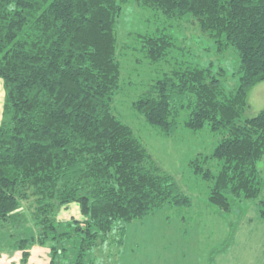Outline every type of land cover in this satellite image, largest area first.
Segmentation results:
<instances>
[{"label": "trees", "instance_id": "1", "mask_svg": "<svg viewBox=\"0 0 264 264\" xmlns=\"http://www.w3.org/2000/svg\"><path fill=\"white\" fill-rule=\"evenodd\" d=\"M131 1L171 22L194 18L219 53L233 48L241 62L239 83L228 90L223 67L175 57L134 108L167 136L181 121L219 136L204 159L217 163V173L199 158L190 164L224 213L264 189V109L244 118L250 90L264 82V0H0V234L17 227L30 201L39 233L17 241L24 261L38 243L50 245V264L70 256L69 264H93L88 253L126 224L167 206H192L113 111L123 81L119 22ZM167 34L138 35V50L152 64H171L179 50ZM71 204L82 219L63 223L60 211ZM258 204L264 220V200Z\"/></svg>", "mask_w": 264, "mask_h": 264}, {"label": "rangeland", "instance_id": "2", "mask_svg": "<svg viewBox=\"0 0 264 264\" xmlns=\"http://www.w3.org/2000/svg\"><path fill=\"white\" fill-rule=\"evenodd\" d=\"M169 23H173L171 28ZM161 30L171 35L179 47L172 54L171 64H152L138 50L142 45L139 34H155ZM118 46L123 81L113 100V111L132 128L157 165L174 178L179 190L190 197L192 206L184 209L167 206L142 221L126 224L124 233L116 230L106 243L91 250L88 258L93 264H264V220L258 204L259 200H264V189L258 200L234 202L233 210L224 213L209 202L211 184L201 179L190 164L199 158L204 167H211L217 173V163L207 164L204 159L213 153L219 136L209 127L192 131L182 121L175 132L167 136L134 108V102L171 69L174 60L177 61L175 57L192 66L206 67L212 63L223 67L227 74L225 87L234 89L239 83L241 65L236 51L230 48L219 53L216 44L192 17L171 22L135 1L124 5ZM5 102L6 91L0 80V125L6 120ZM248 102L244 118L253 117L264 109V82L250 90ZM259 167L264 178V158ZM30 205V201H24L14 224L17 227L0 234V264H50V245L34 244L26 261L24 253L17 249L18 240L39 233L31 218ZM59 219L63 223L81 220L77 204L61 210ZM67 259L70 263L73 256ZM59 262L57 264H62Z\"/></svg>", "mask_w": 264, "mask_h": 264}]
</instances>
